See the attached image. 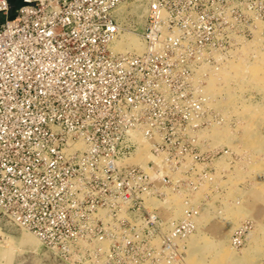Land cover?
I'll use <instances>...</instances> for the list:
<instances>
[{
  "label": "built area",
  "instance_id": "1",
  "mask_svg": "<svg viewBox=\"0 0 264 264\" xmlns=\"http://www.w3.org/2000/svg\"><path fill=\"white\" fill-rule=\"evenodd\" d=\"M129 1L25 0L10 19L0 0V208L60 264H185L220 122L205 86L264 23V0H146L144 50L116 53ZM168 193L178 219L152 205Z\"/></svg>",
  "mask_w": 264,
  "mask_h": 264
},
{
  "label": "rangeland",
  "instance_id": "2",
  "mask_svg": "<svg viewBox=\"0 0 264 264\" xmlns=\"http://www.w3.org/2000/svg\"><path fill=\"white\" fill-rule=\"evenodd\" d=\"M114 17L120 30L112 45L132 37L142 52L146 0H130L118 7ZM4 19L1 16L0 22ZM223 64L222 78L217 75L205 86L220 122L202 133L207 141L204 150H212L214 156L207 162L209 175L191 197L196 230L187 239L184 263L264 264V23L258 24L252 38L241 40ZM139 141L142 147L134 160L137 163L150 158L146 143ZM152 205L165 220L178 219L184 213L174 193H168L164 200H153ZM240 226H246L244 237L242 244L234 247L232 234ZM0 264L60 262L0 208Z\"/></svg>",
  "mask_w": 264,
  "mask_h": 264
},
{
  "label": "bare ground",
  "instance_id": "3",
  "mask_svg": "<svg viewBox=\"0 0 264 264\" xmlns=\"http://www.w3.org/2000/svg\"><path fill=\"white\" fill-rule=\"evenodd\" d=\"M128 36V35H127ZM122 39V38H121ZM241 41V40H240ZM113 44V43H112ZM239 46H240V42H239ZM238 46V47H239ZM237 47V48H238ZM112 49H113V51H122V52H126V51H134V52H136V53H141V50H142V47H141V45L138 43V41L136 40V39H134V38H132V37H126L125 38V40L124 41H122L121 40V42H120V44H114V45H112ZM233 55V54H232ZM231 55V56H232ZM230 56V57H231ZM228 63L230 62L229 60L227 61ZM225 70V65L224 64H222V68L220 69V71H224ZM222 73L220 72L219 74H218V78H222V75H221ZM216 77V76H215ZM214 76H211V77H209L208 78V80H207V82L209 83V81L210 80H212L213 78H215ZM141 138H139V140H140ZM142 140V139H141ZM139 151V150H138ZM137 151V152H138ZM146 151H147V147H146ZM136 155H137V153H136ZM136 155L133 157V159H131V161L132 162H134V163H137V162H135L134 160H135V158H136ZM147 155H148V152H147ZM149 156V155H148ZM25 230H27V229H25Z\"/></svg>",
  "mask_w": 264,
  "mask_h": 264
},
{
  "label": "water",
  "instance_id": "4",
  "mask_svg": "<svg viewBox=\"0 0 264 264\" xmlns=\"http://www.w3.org/2000/svg\"><path fill=\"white\" fill-rule=\"evenodd\" d=\"M8 3L10 5V10H9V18L13 19L15 15V11L22 6H25L27 2L25 0H8Z\"/></svg>",
  "mask_w": 264,
  "mask_h": 264
}]
</instances>
